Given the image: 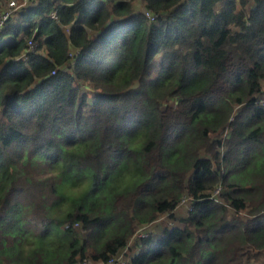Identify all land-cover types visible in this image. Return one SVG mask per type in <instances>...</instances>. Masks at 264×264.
<instances>
[{"label": "trees", "instance_id": "16d2710c", "mask_svg": "<svg viewBox=\"0 0 264 264\" xmlns=\"http://www.w3.org/2000/svg\"><path fill=\"white\" fill-rule=\"evenodd\" d=\"M138 1L0 29V264H264V0Z\"/></svg>", "mask_w": 264, "mask_h": 264}, {"label": "rangeland", "instance_id": "374dc122", "mask_svg": "<svg viewBox=\"0 0 264 264\" xmlns=\"http://www.w3.org/2000/svg\"><path fill=\"white\" fill-rule=\"evenodd\" d=\"M32 0H30L31 2ZM30 2L28 4H30ZM6 4V0L4 2L3 5ZM26 5V4H23ZM143 5V1L139 0L136 3V7L138 8H142ZM15 14V13H14ZM264 97V96H263ZM218 192V191H217ZM192 202L187 201L186 203H181L178 208L175 211V217L167 214L162 215L158 220L148 224L147 226L144 227L143 231H145V233L147 234V232H152L153 234H159L164 232V230L169 227H173L176 225H180L183 226L184 223L181 220L182 217L186 216L188 214L189 209L191 208ZM136 236H138L137 234L135 235V237L132 238V240H130V244L123 250V252H120L117 257L122 260V261H126L127 263H129V257L130 255L134 254L137 251V245H136ZM139 237V236H138ZM130 246V248H129ZM83 264H93V262L91 260H86Z\"/></svg>", "mask_w": 264, "mask_h": 264}, {"label": "built area", "instance_id": "2783aa9c", "mask_svg": "<svg viewBox=\"0 0 264 264\" xmlns=\"http://www.w3.org/2000/svg\"><path fill=\"white\" fill-rule=\"evenodd\" d=\"M30 0H7L6 2V7L0 11V29L5 25V23L12 17L14 14L15 10L18 9L21 5L27 4ZM54 17H57L55 13H53ZM151 16V15H150ZM154 18L153 16H151ZM40 45L39 43L32 38L29 41V46L27 51L23 54V58L27 59L29 58V55L35 54V53H40ZM262 103L264 104V99L262 100ZM218 189L217 191H219ZM187 198L184 200L186 202ZM138 236H146L147 234L145 231H139L137 233ZM104 264H129L126 261L120 260L117 256H113L109 259L108 262Z\"/></svg>", "mask_w": 264, "mask_h": 264}]
</instances>
